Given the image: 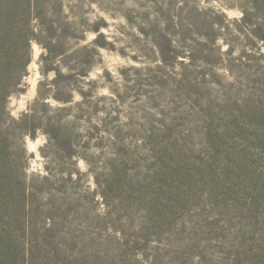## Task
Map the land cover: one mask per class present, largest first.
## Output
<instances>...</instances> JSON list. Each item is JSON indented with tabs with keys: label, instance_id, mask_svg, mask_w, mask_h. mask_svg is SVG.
Wrapping results in <instances>:
<instances>
[{
	"label": "rangeland",
	"instance_id": "obj_1",
	"mask_svg": "<svg viewBox=\"0 0 264 264\" xmlns=\"http://www.w3.org/2000/svg\"><path fill=\"white\" fill-rule=\"evenodd\" d=\"M47 2L8 104L73 142L24 139L36 208L70 198L37 264H264V0Z\"/></svg>",
	"mask_w": 264,
	"mask_h": 264
},
{
	"label": "trees",
	"instance_id": "obj_2",
	"mask_svg": "<svg viewBox=\"0 0 264 264\" xmlns=\"http://www.w3.org/2000/svg\"><path fill=\"white\" fill-rule=\"evenodd\" d=\"M47 1L0 0V264H32V251L33 263L37 264L38 257L47 254L44 248H48V240L53 238L52 235L49 237L50 231L58 236L55 226L53 230L44 228L40 231V213L64 221L69 214L67 207L70 198H64L62 207H48L45 209L47 211L36 208L35 195L50 186V178L37 176L31 182V179L27 180L22 165L26 154L24 139L28 135L34 137L38 126L49 134L51 142L60 150H63L59 147L60 139L67 143L68 150L72 148L70 143L73 145V142L67 139L68 136L51 133V129L56 126L41 123L36 114L22 115L16 119L8 109L10 98L20 91L27 75L32 60V44L39 43L46 49L42 62L58 57L51 47L52 42L62 40L65 32L60 27L56 31L50 26V6ZM35 19L42 20L41 29L34 26ZM39 36H43L46 41H42ZM12 147L17 151L13 152ZM66 153L72 154L70 151ZM55 200L50 196V204ZM34 216H38L36 222ZM105 259L113 264H128L123 251L119 258Z\"/></svg>",
	"mask_w": 264,
	"mask_h": 264
}]
</instances>
